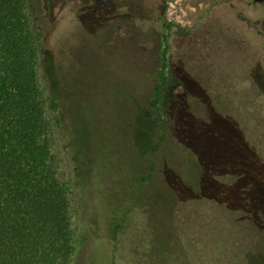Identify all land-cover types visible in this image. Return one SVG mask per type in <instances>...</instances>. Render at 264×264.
Masks as SVG:
<instances>
[{
  "label": "rangeland",
  "instance_id": "374dc122",
  "mask_svg": "<svg viewBox=\"0 0 264 264\" xmlns=\"http://www.w3.org/2000/svg\"><path fill=\"white\" fill-rule=\"evenodd\" d=\"M200 2L25 0L38 55L46 138L72 206L75 253L59 264L129 263L133 225L120 230L117 250L109 230L111 190L118 187L97 191L111 175L122 178L131 159L137 164L135 151L154 140L155 126L175 107L191 116L181 125L195 143L239 146L240 156L231 150L230 159L245 165L252 158L244 146H254L264 165V38L259 40L235 18L216 20ZM228 33L246 35L239 41L254 42L260 52L227 45L223 38ZM199 34L203 40L196 47ZM164 49L168 85L160 116L154 117L149 101ZM77 182L82 184L78 188ZM128 216L144 225L138 209ZM231 241L244 244L237 236ZM192 255L189 264H195ZM228 257L236 264L264 259Z\"/></svg>",
  "mask_w": 264,
  "mask_h": 264
},
{
  "label": "trees",
  "instance_id": "16d2710c",
  "mask_svg": "<svg viewBox=\"0 0 264 264\" xmlns=\"http://www.w3.org/2000/svg\"><path fill=\"white\" fill-rule=\"evenodd\" d=\"M31 28L25 0H0V264H59L75 253L68 188L46 138ZM162 55L149 101L154 117L160 116L168 85L167 49ZM179 110L171 109L155 126L154 140L135 151L137 164L131 159L122 178L111 175L105 189L97 191L118 187L111 190L108 209L114 250L129 223L128 264H189L190 252L195 264H236L228 256L263 257L264 165L255 156L260 149L244 146L252 158L245 165L230 159L231 150L240 156L239 146L197 144L181 125L191 116ZM136 209L144 225L129 218ZM233 236L244 244H233Z\"/></svg>",
  "mask_w": 264,
  "mask_h": 264
},
{
  "label": "flooded vegetation",
  "instance_id": "af4514ba",
  "mask_svg": "<svg viewBox=\"0 0 264 264\" xmlns=\"http://www.w3.org/2000/svg\"><path fill=\"white\" fill-rule=\"evenodd\" d=\"M201 5L206 8L209 14H213L216 20L230 21L229 18H235L239 24L250 29L251 32L260 40L264 38V0H201ZM229 22H226V24ZM225 24V25H226ZM230 29L231 24H227ZM232 33V31H229ZM236 32V31H235ZM242 32V31H241ZM203 34H199V40H195V46H200ZM206 36V35H205ZM246 35H239L238 33L227 34L223 39L228 45L229 43L235 44L243 50H250L255 48L256 52H260L258 46L254 42L239 41V37ZM236 37V38H235ZM204 38V43L207 41ZM208 43V42H207ZM264 49V43L260 48Z\"/></svg>",
  "mask_w": 264,
  "mask_h": 264
}]
</instances>
